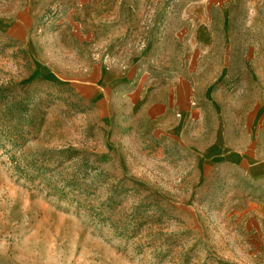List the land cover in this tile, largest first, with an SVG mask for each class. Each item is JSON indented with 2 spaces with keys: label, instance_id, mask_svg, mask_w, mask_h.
Returning <instances> with one entry per match:
<instances>
[{
  "label": "rangeland",
  "instance_id": "obj_1",
  "mask_svg": "<svg viewBox=\"0 0 264 264\" xmlns=\"http://www.w3.org/2000/svg\"><path fill=\"white\" fill-rule=\"evenodd\" d=\"M181 75L184 138L135 93ZM262 97L264 0H0V264H254L195 124Z\"/></svg>",
  "mask_w": 264,
  "mask_h": 264
},
{
  "label": "crops",
  "instance_id": "obj_2",
  "mask_svg": "<svg viewBox=\"0 0 264 264\" xmlns=\"http://www.w3.org/2000/svg\"><path fill=\"white\" fill-rule=\"evenodd\" d=\"M202 66L195 63L190 67ZM178 67L186 65L182 63ZM185 80V75L179 76L176 89L152 91L145 96L140 90L139 94L137 89L135 92L136 98L142 101L141 113L159 122L164 132L181 138L186 135L187 121L194 111L187 104ZM133 94L129 96L132 102ZM226 116L225 124L218 113L208 127L202 124L201 118L200 123L195 124V133L209 129V141L201 144L200 154L207 158V162H223L231 176L229 179L241 177L249 186L250 189L241 195L239 221L248 240V259L254 264H264V97L259 99L248 119L234 125V117Z\"/></svg>",
  "mask_w": 264,
  "mask_h": 264
}]
</instances>
